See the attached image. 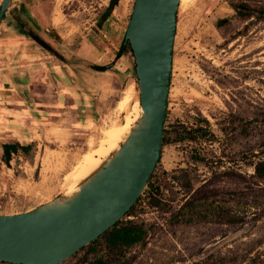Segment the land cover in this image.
<instances>
[{"label":"rangeland","instance_id":"1","mask_svg":"<svg viewBox=\"0 0 264 264\" xmlns=\"http://www.w3.org/2000/svg\"><path fill=\"white\" fill-rule=\"evenodd\" d=\"M240 2L264 8V0L180 4L166 123L170 139L150 178L153 188L147 185L133 213L122 217L144 223L148 233L124 249L121 264H264V178L255 173L264 160V18L241 17L233 6ZM27 3L48 29L41 34L57 44L66 81L92 95L96 112L88 125L79 123L76 111L50 113L46 123L56 122L52 135L43 124L37 130L32 119L11 131L0 126V150L14 135L30 146L19 148L9 165L0 162V213L26 211L66 193L67 174L100 144L107 128L124 124L129 114L137 120L140 99L133 51L117 58L135 0H120L106 21L110 0ZM221 18L229 21L218 24ZM114 43L118 50L112 52ZM95 62L115 65L98 72L91 68ZM106 82L111 84L104 87ZM129 90L132 101L122 110L120 100ZM197 122L211 134L175 140L177 129ZM196 196L203 198V213L193 222L176 221L174 214ZM236 217L241 219L232 221ZM88 245L60 264H90L82 261Z\"/></svg>","mask_w":264,"mask_h":264},{"label":"water","instance_id":"2","mask_svg":"<svg viewBox=\"0 0 264 264\" xmlns=\"http://www.w3.org/2000/svg\"><path fill=\"white\" fill-rule=\"evenodd\" d=\"M14 2L0 1V24ZM180 4L135 0L124 45L130 44L135 57L140 117L77 190L26 211L0 213L1 262L60 264L136 204L163 150Z\"/></svg>","mask_w":264,"mask_h":264},{"label":"crops","instance_id":"3","mask_svg":"<svg viewBox=\"0 0 264 264\" xmlns=\"http://www.w3.org/2000/svg\"><path fill=\"white\" fill-rule=\"evenodd\" d=\"M23 1L15 0L0 24V126L8 127L11 131V127L29 126L28 124L32 119L37 130H40L39 126L43 124L46 134L52 135L56 122L46 123V121L50 117V113L60 112L61 110H63L61 111L62 115L69 111L78 112L81 125L92 123L96 112L92 95L86 89H75L69 81H66L64 74L68 73L63 71L65 65L61 64L60 58L55 54L46 52L41 45L23 33V28L15 24L14 15H19L22 11ZM26 4L29 7L28 3ZM118 7L110 17L116 13ZM30 13L33 15L32 10H30ZM110 25H112L111 22ZM109 26L107 27L109 28ZM52 44L59 50L55 46L57 45L55 41ZM105 44L108 45V40ZM111 48L112 52L113 49L118 50L115 43ZM112 59L115 60L116 58ZM111 62L113 61L111 60ZM111 62L95 63L111 64L113 67L115 63ZM61 77L64 81L61 80ZM60 84L62 89L57 91ZM110 84L106 82L103 86L108 87ZM43 94L47 95L44 97ZM52 94L54 95L53 101L50 100ZM29 115L32 116L29 118L27 117ZM44 128L42 129L44 130ZM14 136L13 141L19 140L26 145L29 144L20 140L16 135ZM13 141L7 140L4 142ZM3 152L2 147L0 157ZM0 162L4 161L1 160Z\"/></svg>","mask_w":264,"mask_h":264},{"label":"trees","instance_id":"4","mask_svg":"<svg viewBox=\"0 0 264 264\" xmlns=\"http://www.w3.org/2000/svg\"><path fill=\"white\" fill-rule=\"evenodd\" d=\"M119 3L120 0H110L109 5L107 6V8L103 13L102 20L106 21L112 14V12L119 6ZM233 6L236 9L237 13L243 18H248L251 16L264 18V8L253 7L247 2H240L234 4ZM228 21L229 18H221L220 20H218V24L222 25L224 23H227ZM38 41L43 45H45V47L52 49V46H50L42 38L38 37ZM129 50L132 51L130 44L124 45V40H123L117 58H120L122 55L126 54ZM91 68L93 70L102 71V72L111 69V67L107 66L106 64H96V63H92ZM135 69H136V65H135ZM200 121L208 123V120L206 118H200ZM164 133H165L164 144H166L167 142H169L170 139L169 135L171 131L168 128H165ZM175 133H176L175 140L178 141L196 140L200 135L207 136L208 133L211 134V132L206 128H204V126H202L201 123L199 122H197L195 127H191L189 129L186 126H183L182 128L177 129ZM2 147L4 149V152L0 157V159L8 165L12 160L13 153H17L19 148L23 150L30 149L29 144L26 145L19 140L13 142H4L2 143ZM255 173L259 177L264 178V160L259 161L255 165ZM148 185L151 188H153L154 186L152 181L150 180L148 182ZM202 199L203 198L201 196L189 198L181 206L178 212L174 214L175 220L182 222H193L197 220V217L203 213L202 210H200V207L202 205L201 204ZM136 204H134L132 208L129 210V212L127 213L128 215H131L133 213ZM240 219L241 217H236L233 218L232 221L235 220L239 221ZM147 233H148V229L146 228L144 223L136 222L133 219H127V220L120 219L111 228L106 230L103 234H101L98 238L93 240L88 245L86 255L82 259V261L84 263L88 262L90 264H121L120 256L124 252V249L144 241V239L147 236ZM105 250H109L108 253L105 252ZM90 254H93L92 258H89Z\"/></svg>","mask_w":264,"mask_h":264},{"label":"bare ground","instance_id":"5","mask_svg":"<svg viewBox=\"0 0 264 264\" xmlns=\"http://www.w3.org/2000/svg\"><path fill=\"white\" fill-rule=\"evenodd\" d=\"M187 1L188 0H181V5H184ZM131 90L127 91L125 96L120 100V108L122 110H127L132 101L133 91ZM134 110L137 114V118H139L142 112L140 99L136 100ZM126 116L127 120L124 124L114 125L107 128L104 131V136L101 139L100 144L84 154L79 164H76L75 170H72V173L70 172L71 174L69 176V173L67 174L66 180L70 181V186L67 190L68 194L77 190L78 183L90 176L102 164L104 159L119 147L120 143L124 140L133 125L132 115L129 114Z\"/></svg>","mask_w":264,"mask_h":264},{"label":"flooded vegetation","instance_id":"6","mask_svg":"<svg viewBox=\"0 0 264 264\" xmlns=\"http://www.w3.org/2000/svg\"><path fill=\"white\" fill-rule=\"evenodd\" d=\"M27 2L25 0L22 2V11L20 14L14 15V22L19 27L23 28V33L30 39L37 42L39 45H41L46 52H50L52 54H55L56 56H60V52L53 46L52 41L48 40L44 37V35L41 34V32L47 34L48 29L44 26H42L39 21L35 18L34 14L32 15L30 13V8L27 7ZM30 9V10H29ZM27 16V17H26ZM38 37L42 38L44 41H46L50 46H52V49H49L45 47L42 43L38 41ZM60 58V57H59Z\"/></svg>","mask_w":264,"mask_h":264}]
</instances>
